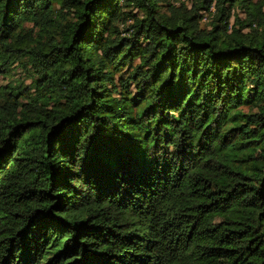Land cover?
<instances>
[{"label": "trees", "instance_id": "1", "mask_svg": "<svg viewBox=\"0 0 264 264\" xmlns=\"http://www.w3.org/2000/svg\"><path fill=\"white\" fill-rule=\"evenodd\" d=\"M0 88V264H264V0H0Z\"/></svg>", "mask_w": 264, "mask_h": 264}, {"label": "rangeland", "instance_id": "2", "mask_svg": "<svg viewBox=\"0 0 264 264\" xmlns=\"http://www.w3.org/2000/svg\"><path fill=\"white\" fill-rule=\"evenodd\" d=\"M215 11H216V7L212 6L210 12L209 13L206 12L204 14L205 16H204L203 21H202L203 25H205V23H209L213 19V17H215ZM242 17H244V14L242 15ZM2 96H4V93H3L2 89L0 88V97H2Z\"/></svg>", "mask_w": 264, "mask_h": 264}]
</instances>
